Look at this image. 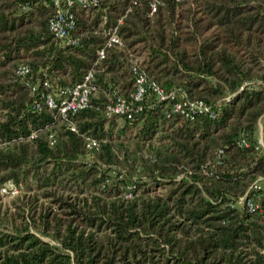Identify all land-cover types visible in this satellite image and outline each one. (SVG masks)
Instances as JSON below:
<instances>
[{"label": "trees", "instance_id": "trees-1", "mask_svg": "<svg viewBox=\"0 0 264 264\" xmlns=\"http://www.w3.org/2000/svg\"><path fill=\"white\" fill-rule=\"evenodd\" d=\"M70 8L75 40L65 43L48 29L50 0H0V185L18 189L5 203L0 193V264H264V148L253 138L264 112V0ZM120 14L122 43L98 58ZM133 58L214 116L165 114L173 99L152 95L130 119L106 113L115 94L131 99ZM18 63L29 66L23 77L12 74ZM90 67L83 108L62 118L34 106L39 91L77 83Z\"/></svg>", "mask_w": 264, "mask_h": 264}, {"label": "built area", "instance_id": "built-area-1", "mask_svg": "<svg viewBox=\"0 0 264 264\" xmlns=\"http://www.w3.org/2000/svg\"><path fill=\"white\" fill-rule=\"evenodd\" d=\"M55 7V13L48 20V29L56 37L61 38L65 43L74 42V37L69 32L74 27V18L71 6L74 4L81 5H94L97 0H50ZM151 6H154L153 4ZM153 9V7H152ZM126 12V11H125ZM124 14H120L115 18V22L112 25L107 26L104 29L105 41L101 47L97 50V57H101L104 52V48L111 44L120 45L122 40L117 34V27L122 22ZM131 70L134 73V90L130 93L131 99L126 100L123 96L115 94L114 99L107 104L106 113H114L118 116L130 119L134 113L138 112L142 105L139 101L147 95H152L155 98H169L173 99L171 104L164 109L165 114H169L170 111H177L183 116L189 117L195 110H207L210 116H214L213 109L208 108L201 100H190L185 97L182 91H178V98H174L176 90L165 89L150 79L141 68H139L135 58L131 60ZM29 72V66L25 63H18L12 69V74L17 77H23ZM93 78V68L90 67L84 73L82 79L72 85L63 86L55 89L54 92L39 91L38 97L33 100L34 106L38 107L42 102L50 109H55L56 114L64 118L68 113H73L76 110L83 108L88 102L89 93L94 90L95 86L91 83ZM43 86H49L48 80L42 81ZM31 90L35 86L30 85ZM58 96V97H57ZM69 128L75 130L74 124L69 123ZM34 131L30 133V136L34 135ZM49 142L53 143L54 136L49 134ZM84 145L87 150L93 151L98 147V140L94 137L85 135ZM260 142V139L256 140V144ZM242 145H247L248 140L241 138L238 142ZM15 186L11 181H5L0 185V192H14ZM249 209L252 208L251 202L246 201Z\"/></svg>", "mask_w": 264, "mask_h": 264}, {"label": "rangeland", "instance_id": "rangeland-1", "mask_svg": "<svg viewBox=\"0 0 264 264\" xmlns=\"http://www.w3.org/2000/svg\"><path fill=\"white\" fill-rule=\"evenodd\" d=\"M263 123H264V112L257 119L256 126H255V129H254V132H253V138L255 140L260 139V142L258 143V145L260 147H262V148H264ZM14 186L16 188L14 192H0L2 194V196H1V202L2 203H5L8 200V198H10L11 195H13V194H15L17 192V190H18L17 186L15 184H14ZM240 198H242V197H240Z\"/></svg>", "mask_w": 264, "mask_h": 264}]
</instances>
